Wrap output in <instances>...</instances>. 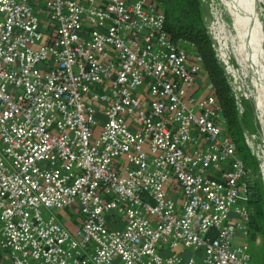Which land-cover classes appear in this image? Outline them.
<instances>
[{
	"label": "built area",
	"instance_id": "obj_1",
	"mask_svg": "<svg viewBox=\"0 0 264 264\" xmlns=\"http://www.w3.org/2000/svg\"><path fill=\"white\" fill-rule=\"evenodd\" d=\"M165 24L155 0H0L11 264H253L254 176Z\"/></svg>",
	"mask_w": 264,
	"mask_h": 264
},
{
	"label": "trees",
	"instance_id": "obj_2",
	"mask_svg": "<svg viewBox=\"0 0 264 264\" xmlns=\"http://www.w3.org/2000/svg\"><path fill=\"white\" fill-rule=\"evenodd\" d=\"M166 18L165 28L174 42L187 41L194 46L202 58L204 72L213 85L214 96L223 110L228 134L236 145L237 153L255 179L250 197L254 210L249 228L248 241L253 245L258 237L264 238V194L259 175L258 162L245 142L244 131L239 120L238 105L224 72L218 64L215 51L203 20L200 0H155ZM252 255V253H251ZM253 259V258H252Z\"/></svg>",
	"mask_w": 264,
	"mask_h": 264
},
{
	"label": "rangeland",
	"instance_id": "obj_3",
	"mask_svg": "<svg viewBox=\"0 0 264 264\" xmlns=\"http://www.w3.org/2000/svg\"><path fill=\"white\" fill-rule=\"evenodd\" d=\"M200 1L203 20L212 49L215 51L218 64L224 72L225 78L237 101L239 120L244 131L245 142L258 162L259 175L263 184L262 192L264 194V137L260 119L261 111L251 96L250 89L247 87V85L250 86V82L242 77L240 66L231 52L230 45L225 43L222 32L217 30L218 19L230 28L233 24L228 12V0ZM207 81L208 76L204 72L203 82ZM55 213H57L56 215H61L59 211ZM71 215L72 213L68 212L64 218L68 220V227L74 229L76 227L74 223L77 220ZM247 243L249 244V241ZM249 250L252 253L253 264H264V238L258 237L253 245L249 244ZM2 254L6 261L11 262V257L8 252L2 251Z\"/></svg>",
	"mask_w": 264,
	"mask_h": 264
},
{
	"label": "bare ground",
	"instance_id": "obj_4",
	"mask_svg": "<svg viewBox=\"0 0 264 264\" xmlns=\"http://www.w3.org/2000/svg\"><path fill=\"white\" fill-rule=\"evenodd\" d=\"M228 4L233 24L230 28L218 19L217 30L230 45L243 79L250 82L247 87L261 111L264 137V0H228Z\"/></svg>",
	"mask_w": 264,
	"mask_h": 264
},
{
	"label": "crops",
	"instance_id": "obj_5",
	"mask_svg": "<svg viewBox=\"0 0 264 264\" xmlns=\"http://www.w3.org/2000/svg\"><path fill=\"white\" fill-rule=\"evenodd\" d=\"M198 95H200V94H198ZM198 95H197V96H198ZM240 242H241V241H240ZM190 254H191L190 252H186V251H182V252H181V255L184 256V257H188V256H190ZM0 264H11L10 261H6V260H5L3 254H2V251H0Z\"/></svg>",
	"mask_w": 264,
	"mask_h": 264
}]
</instances>
